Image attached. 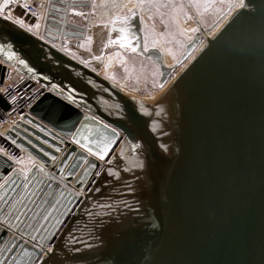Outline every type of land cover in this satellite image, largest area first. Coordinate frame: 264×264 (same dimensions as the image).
<instances>
[{"label": "water", "instance_id": "water-1", "mask_svg": "<svg viewBox=\"0 0 264 264\" xmlns=\"http://www.w3.org/2000/svg\"><path fill=\"white\" fill-rule=\"evenodd\" d=\"M90 6L52 0L48 42L0 16V85L11 66L46 89L1 140L18 161L0 152V259L264 264V0H245L213 35L200 26L174 65L151 48L165 87L205 39L152 102L66 41L85 36L68 19Z\"/></svg>", "mask_w": 264, "mask_h": 264}, {"label": "rangeland", "instance_id": "rangeland-1", "mask_svg": "<svg viewBox=\"0 0 264 264\" xmlns=\"http://www.w3.org/2000/svg\"><path fill=\"white\" fill-rule=\"evenodd\" d=\"M199 1L204 5L202 8H204L206 19L213 20L208 23H204L202 21V24H200L193 18V20L191 19V22L188 24L182 23L177 25L176 22L182 8L190 9L187 1L154 0V4H156L157 9L162 8L164 10V13H160L157 10V22L165 23L166 27L164 26V28L160 30L159 25L152 24L151 28L147 30L145 28L144 30L147 36H151V39L147 37V43H149L148 45L159 48L164 53L165 62L168 65H174L178 62L183 52V46L180 48L176 47V51L173 52V50L169 48V45L176 46V39L182 37L183 34H187L188 37L186 36V38L192 40L194 34L200 31V26H203L206 30L214 27L213 29L211 28V32H213L216 28L218 29L219 26L223 25L221 23H225L228 19V15L234 7H232V0ZM214 1L217 3L220 2L221 7L220 12L215 14L213 17L212 4H214ZM126 3L127 5L123 4L122 0H97L94 4H92L89 10H72L70 20L84 26L88 25V23L91 25L108 23L109 21H112L115 16L133 14L137 11V5L139 4H137L136 1H126ZM143 5V3H140V6L142 7L141 12L144 14L145 9ZM237 6L238 4L236 7ZM77 13H81V15H77ZM164 45H166L170 50L166 51ZM83 48L84 49H82V51L87 52V54L92 52V49H89L87 45H84ZM93 62H95V66L98 65L97 71L102 76L108 78L119 87L127 89L126 91H128V94L135 95L133 97L139 99L142 98L141 100L148 102L155 101L160 97L161 94L157 98H154L158 92L161 91V88L158 85L160 73L158 67L150 60L129 52L127 49H116L115 47H111L107 51V54H100ZM20 75L21 73L15 70V76L17 77ZM148 88L150 90L149 92L147 91Z\"/></svg>", "mask_w": 264, "mask_h": 264}, {"label": "built area", "instance_id": "built-area-1", "mask_svg": "<svg viewBox=\"0 0 264 264\" xmlns=\"http://www.w3.org/2000/svg\"><path fill=\"white\" fill-rule=\"evenodd\" d=\"M65 1L72 3L75 0ZM96 1L91 0V3L94 4ZM134 1L137 4H146L150 0ZM244 1L235 0V4H238L240 7ZM51 6L52 0H0V16L48 42L46 31ZM17 21H23V23H17ZM8 68L5 81L0 85V94L10 105L8 111L0 107V152L18 161L15 156L7 152L1 145L3 134L12 124L20 120L24 114L28 113L30 107L42 96L46 89L34 78L23 74L16 77L14 67L8 66ZM64 227L65 224H62L57 232V236L62 232ZM48 250H52V245H49Z\"/></svg>", "mask_w": 264, "mask_h": 264}, {"label": "flooded vegetation", "instance_id": "flooded-vegetation-1", "mask_svg": "<svg viewBox=\"0 0 264 264\" xmlns=\"http://www.w3.org/2000/svg\"><path fill=\"white\" fill-rule=\"evenodd\" d=\"M91 6L79 9L89 10ZM68 20L72 22L70 17ZM137 21H140L139 24L136 23ZM73 23L86 28L85 36L77 39H66V41H71L74 44V47H76L77 43H80V46L76 47V50L80 51L79 53H82L83 57L87 59L88 62H93L100 54H107V51L111 47H115L116 49H127L129 52L150 60L158 67L160 73L158 85L161 89L164 88V86H160L159 84L162 77L161 66L154 61V58H157V55L149 52V50L154 47L148 45L149 43H147V39H145L144 27L141 23L140 16L136 14V12L133 14H126L124 16H115L112 21L104 24L91 25L88 23V25L84 26L75 22ZM84 45H87L89 49H92L90 54L82 51V49H84ZM121 45H123V47ZM68 50L71 56L76 58L79 57L76 50H71L70 48H68ZM164 57V53L162 52V60L165 65L171 66L165 62ZM147 91H150L149 88Z\"/></svg>", "mask_w": 264, "mask_h": 264}, {"label": "crops", "instance_id": "crops-1", "mask_svg": "<svg viewBox=\"0 0 264 264\" xmlns=\"http://www.w3.org/2000/svg\"><path fill=\"white\" fill-rule=\"evenodd\" d=\"M122 1H123V4L127 5L126 1H131V0H122ZM186 1L188 3V6L190 7V9H183L182 8L181 13L179 14L178 20L176 22L177 25H180L182 23L188 24L189 22H191V19L193 20V18L196 20V22H198L200 24H202V21L204 23H208L209 21L213 20V19H210V20L206 19L204 8H202L204 5L201 4V2L199 0H186ZM212 5H213L212 14L214 17L215 14H218L220 12L221 3L220 2L217 3L214 1V4H212ZM143 7L145 9L144 14L141 12L142 7L140 6V4L137 5L136 13L140 16V20H141V23H142L144 29L146 28V30H147V29L151 28L152 24L159 25L160 30H162L164 28V26L166 27L165 23H163V22L158 23L157 22V20H158L157 10L160 13H164V10L162 8L157 9L156 4H154V0H150L148 3L144 4ZM186 36H187V34H185V35L183 34L182 37H179V39H176L177 40L175 42L176 46L175 45H173V46L169 45V48L172 49L174 52V51H176V47L180 48L183 46L182 48H183V52H184L186 44L188 43L189 40H191V39H187ZM147 37L149 39H151L150 35L147 36L145 34V39H147ZM164 46H165L166 51L170 50L166 45H164ZM29 160H30L29 158L24 159V163L29 162Z\"/></svg>", "mask_w": 264, "mask_h": 264}, {"label": "snow or ice", "instance_id": "snow-or-ice-1", "mask_svg": "<svg viewBox=\"0 0 264 264\" xmlns=\"http://www.w3.org/2000/svg\"><path fill=\"white\" fill-rule=\"evenodd\" d=\"M241 6H243V4H241ZM77 15H81V13H77ZM17 23H21V24H22L23 21H17ZM113 42H114V41H113ZM121 46L123 47V45H121ZM3 50H4V46H0V51H3ZM13 55H14V54H13ZM13 55H9L8 58H9V59H12V58H13ZM20 63L23 64L24 61L21 60ZM55 87H56V86L53 85V88H55ZM71 92H74V90H70V93H71ZM69 99H70V101L73 102V103H76V102H77L76 99H75V96H74V95H71V94H70V95H69ZM104 127H108V125H104ZM111 131H112L113 133H115L116 130L113 128ZM84 138L86 139L87 137H84ZM76 142L79 143V141H76ZM81 147H84V145L81 144ZM132 147H133V150H135L136 148L139 147V145H133ZM87 150L89 151L90 154H92V155H97V153L93 152V150H92L91 148H88ZM57 151H59V149H57ZM102 152H103V154L99 156L100 159H104V155H107L106 150H102ZM46 154H47V153H46ZM53 159H55V157H53ZM85 163H87V161H85ZM108 163L111 164V163H112V160L109 159V160H108ZM140 166L142 167L143 165L141 164ZM90 167L95 168L96 165H95V164H92V165H90ZM62 170H63V169H61V171H62ZM97 175H99V173H97ZM109 175L118 176V173H117V172H114V171H112V170H109ZM97 191H98V189H97ZM17 219H19V217H17ZM45 219H47V217H45ZM33 239H35V237H33ZM15 247H16V245L13 244V245H12V248H15ZM20 247H24V245H20ZM8 250L11 251V249H8ZM0 251H2V249H0ZM11 259H12V260H16V257H12ZM6 261H8V257H4V259H0V264H6ZM8 264H11V262L9 261ZM17 264H18V262H17Z\"/></svg>", "mask_w": 264, "mask_h": 264}, {"label": "bare ground", "instance_id": "bare-ground-1", "mask_svg": "<svg viewBox=\"0 0 264 264\" xmlns=\"http://www.w3.org/2000/svg\"><path fill=\"white\" fill-rule=\"evenodd\" d=\"M236 5L237 4H235L234 5V7L232 8V10H231V12H230V14L228 15V17L227 18H229L230 16H231V14L232 13H234L235 12V10H236V8L238 7H236ZM236 7V8H235ZM225 20H226V18H225ZM221 24H224V23H221ZM222 26V25H221ZM221 26H219V28L217 29H215L213 32H208L207 30L205 31V36L206 35H213V34H215L219 29H220V27ZM204 44H205V39L202 41V43L199 45V47L196 49V51L194 52V54L184 63V64H182L181 65V67L176 71V73L170 78V80H169V82L166 84V86L164 87V88H162L161 89V91L160 92H158V94L154 97V98H157L160 94L162 95L164 92H165V90L168 88V86L175 80V78L182 72V70L184 69V67L192 60V58L199 52V50L204 46ZM143 47V46H142ZM122 90L124 91V93L125 94H127V95H129V96H135V95H133V94H128V91H126L127 89H123L122 88ZM131 93V92H130ZM160 95V96H161ZM142 99V98H141Z\"/></svg>", "mask_w": 264, "mask_h": 264}]
</instances>
